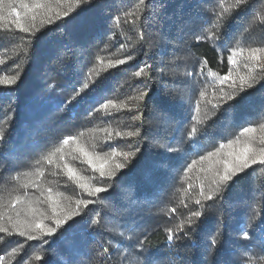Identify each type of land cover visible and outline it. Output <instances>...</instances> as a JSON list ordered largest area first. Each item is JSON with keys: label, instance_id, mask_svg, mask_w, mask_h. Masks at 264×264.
<instances>
[{"label": "trees", "instance_id": "obj_1", "mask_svg": "<svg viewBox=\"0 0 264 264\" xmlns=\"http://www.w3.org/2000/svg\"><path fill=\"white\" fill-rule=\"evenodd\" d=\"M23 2L27 8L20 0L0 6V78L18 76L14 85H0V226L9 230L0 233V264H143L145 257L154 264H264V165H252L219 195L214 183L225 162L245 148L257 158L264 149V71L254 68L264 64V52L257 53L259 61L249 59L250 49H264V0L229 13L219 45L196 40L205 35L216 0H152L139 11L138 0H96L80 9ZM70 7L71 18L55 19V11ZM12 8L35 38L10 23L17 19ZM129 11L135 24L126 22L134 19L124 17ZM233 48L243 49L236 64L227 61ZM128 56L134 59L109 68ZM145 64L151 79L135 77ZM229 70L235 89L220 80ZM241 76L255 77L244 93ZM85 83L87 95L73 100ZM142 92H148L144 100L138 99ZM108 100L113 104L100 108ZM249 127L255 131L243 132ZM122 153L133 155L126 160ZM102 163L114 173L111 179L99 176ZM117 163L125 167L116 169ZM80 184L108 191L90 196ZM77 200L93 203L79 208L71 226L51 237L25 230L26 222L41 220L55 227ZM198 210L204 217L196 230L168 242L167 230ZM242 226L251 239L241 238Z\"/></svg>", "mask_w": 264, "mask_h": 264}, {"label": "snow or ice", "instance_id": "obj_2", "mask_svg": "<svg viewBox=\"0 0 264 264\" xmlns=\"http://www.w3.org/2000/svg\"><path fill=\"white\" fill-rule=\"evenodd\" d=\"M10 4L12 2H14V0H9ZM21 4L23 7L27 8V4H25L23 2V0H20ZM96 0H42V2H38L36 7L37 8H42L45 6V4H51V3H55L57 6L64 4V3H68L70 5H75L76 9H80L82 8V6L84 5H91L92 3H95ZM152 0H138V5H137V11H139V5H143L145 7V9L148 8V5L151 4ZM226 0H216V6L212 9H210V16L211 19L210 21L206 22L207 27L205 30V35L203 37L201 36H197L196 40L200 41V40H212L215 41L218 45L221 43L222 41V35L220 34V29L221 26L223 24V22L229 17V13H234L236 11H239L242 7H246L247 4L250 2V0H232L231 4L229 5V7H224ZM5 3V0H0V6H3ZM48 11H51V9H47ZM75 11L74 8L70 7L67 11H55L54 12V16L56 20H63L64 17H69L70 12ZM12 12L16 13V17L17 19L14 21H11L10 23L14 24L16 29H18L19 31H22L24 33H29L33 35V38H35V34L32 33L31 29L29 27L24 26L23 23H21V16L20 13L17 12V10L15 8H12ZM125 18L127 17H134L133 20L127 21L128 23H132L135 24L136 20H135V12L133 11H129L123 14ZM35 15H32L30 17V19L32 21L35 20ZM71 18V17H69ZM0 20H3V17L0 16ZM121 21V17L120 16H116L114 17V22L115 23H120ZM47 23L51 24L53 23V19L52 17H49L47 20ZM214 29V30H213ZM7 31L11 32V28L7 29ZM141 40H143V34L141 33ZM121 47H123V45H121ZM231 54L227 56V61L230 64H236V60H235V56L237 54H242L243 49H231ZM250 57L249 59H254L259 61L260 60V56L257 55V53H261L264 52V49H250ZM134 57L132 56H128L126 60H117L115 62V64H113L111 61L109 62V68L115 67L117 65H122L127 63L128 61L133 60ZM4 63V61L0 60V64ZM207 62L205 61L204 64H206ZM245 67H247V65H245ZM255 67H259L262 71H264V64H257L254 66ZM145 69H151L150 65L145 64L144 67L140 68L138 71H136L134 73L135 77H144L146 79H151V77L148 75V73L145 71ZM204 73V66L203 64L201 65L200 68V74L203 75ZM194 73H186L187 77H192L194 76ZM210 76H216V73H209ZM18 76H14L12 78H0V85H5V86H11L14 85L17 82ZM248 79H252L254 80L255 77H244L241 76L239 77V92L240 93H244L246 92V90L248 88H251L253 85L251 83L248 82ZM221 83L224 82H228L231 81V86L233 87V89L236 88V79L233 78L232 76V72L231 70H229L228 73H226L223 77H220ZM95 86V84L93 85ZM84 89H89V84L85 83L83 85V89L77 91L76 96L73 97V100H76V97H81L83 98L84 95H87L86 92H84ZM204 93L203 91L201 92V96H203ZM239 95V93H238ZM148 96V92H142L139 94L138 99L140 100H144L146 97ZM236 96H228L227 100L229 101H235L236 100ZM223 99V97L221 98ZM78 102V101H77ZM110 104H113V101L108 100L106 101V103L101 104L100 108L102 109H106ZM216 107H219L218 105ZM99 111V110H97ZM129 112L132 111V109H128ZM134 120H141V117H133ZM142 126V123H141ZM261 128H264V124L260 125ZM255 131L254 128H244L243 132L247 133V132H252ZM197 133V128L195 126H193L191 128V131H189L187 133L189 142H192V138L194 137V135ZM137 133L134 132H128L127 136L128 137H133L135 135H137ZM4 130L2 128H0V140H3L4 138ZM117 136H120L121 133H116ZM68 139L66 138L64 143H67ZM231 143V142H230ZM221 147H223V145H221ZM57 151H59V149H57ZM136 151H139V148L136 149ZM168 151H172L171 149H168ZM251 152V154H249ZM178 154V152H177ZM85 155H87L85 153ZM113 156L116 155H121V153H117L115 150H113L112 153ZM122 155L124 156V158L127 160L129 159V157H131L133 155V153H122ZM213 153H208V156H212ZM43 159L48 160V163H51V159H49L48 157H43ZM201 159H204V157H201ZM37 163H39V161H37ZM88 163L93 167V169L96 168V165L92 163V160L89 159ZM193 163H195L193 161ZM256 164H261L264 165V149L260 150L259 153V158H257V153L253 152L251 150L250 147H247L243 150V152L239 155L235 157V161L231 164H229L228 162H225V169L222 175H219V179L217 181H214V183L216 184V188L215 191L217 193V195H219L222 192L227 191V189L231 186V183L234 182V178L238 177L241 173L245 172V170L249 169L250 167H252V165H256ZM116 169H123L125 167L124 164H120L117 163L115 165ZM189 168L191 167V165L188 166ZM68 173H69V179H75L76 174L73 172V170L71 168L68 169ZM42 174V173H41ZM114 175V173L112 172H106L105 171V165L102 163L99 165V176L101 178H108L111 179V177ZM222 186V187H221ZM80 188H82L88 195L90 196H96L97 194L100 193H105L108 191V189L103 188V187H90L88 184H80L79 185ZM49 191H51L49 189ZM201 194L203 195V191L201 192ZM214 197L213 195L209 194L207 196H205V200L207 201H211L213 200ZM93 203V201H89V200H77L76 201V210L73 211L70 215H65L63 219H55V227H49L48 225H45L43 223V221H36L34 223H28L26 222L24 225L25 230H31L34 229L38 232H40L42 235L51 237L54 233H57L58 230H63L65 225L71 226V223H74L75 220L74 218L78 215H80L79 213V208L81 206H83L85 209L88 208L89 204ZM195 204L201 207H204V205L202 204L201 200H196ZM185 207H187L185 205ZM172 212H175L176 209L173 208L171 209ZM54 215L55 210H53ZM204 217V212L203 211H191L189 213V216L183 220L179 225L176 226L175 229H168L167 230V241L168 242H173L176 239H179L181 234L183 236H188L189 232H194L197 228V226L203 222L202 218ZM82 218V216H81ZM253 219H255V217H253ZM262 223H264V219H262L261 221ZM94 224H99V221H93ZM248 227L252 228L254 227L253 225L249 224ZM241 231V238L245 241L251 239L250 233L248 230H246V228H244L243 226L240 229ZM0 233H4L5 235L9 234V230L8 228H5L3 226H0ZM19 235L23 236L26 235V231H19ZM121 236L123 235V233L120 234ZM0 239H3V237H0ZM28 240H34V239H39V237L36 236H32V235H28L27 236ZM44 243H47V240L43 241ZM211 244L215 245L216 244V239L212 238L211 239ZM108 249H104V253H107ZM104 253H101V255H104ZM36 260H41V257L39 255L35 256ZM143 264H154V261H151L149 258L145 257Z\"/></svg>", "mask_w": 264, "mask_h": 264}]
</instances>
